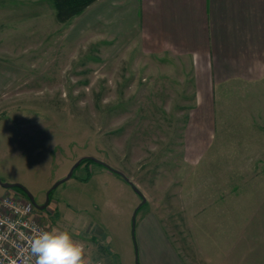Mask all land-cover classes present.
<instances>
[{
  "label": "rangeland",
  "instance_id": "1",
  "mask_svg": "<svg viewBox=\"0 0 264 264\" xmlns=\"http://www.w3.org/2000/svg\"><path fill=\"white\" fill-rule=\"evenodd\" d=\"M111 3L59 24L51 0H0V182L41 206L79 159L124 178L88 159L44 209L18 188L0 186V197L29 201L93 264H142V219L184 255L264 220V84L195 108L185 62L143 52L128 10ZM130 183L145 199L134 226L142 199Z\"/></svg>",
  "mask_w": 264,
  "mask_h": 264
},
{
  "label": "crops",
  "instance_id": "2",
  "mask_svg": "<svg viewBox=\"0 0 264 264\" xmlns=\"http://www.w3.org/2000/svg\"><path fill=\"white\" fill-rule=\"evenodd\" d=\"M112 1L117 11L128 10L143 52L185 62L195 108L214 111L234 86L264 84V0ZM240 226L228 241L213 242L217 232L187 256L155 221L142 219L136 231L142 264H264V220L245 219Z\"/></svg>",
  "mask_w": 264,
  "mask_h": 264
},
{
  "label": "built area",
  "instance_id": "3",
  "mask_svg": "<svg viewBox=\"0 0 264 264\" xmlns=\"http://www.w3.org/2000/svg\"><path fill=\"white\" fill-rule=\"evenodd\" d=\"M32 212L33 205L26 199L0 197V264H25L30 240L37 231L47 230Z\"/></svg>",
  "mask_w": 264,
  "mask_h": 264
},
{
  "label": "clouds",
  "instance_id": "4",
  "mask_svg": "<svg viewBox=\"0 0 264 264\" xmlns=\"http://www.w3.org/2000/svg\"><path fill=\"white\" fill-rule=\"evenodd\" d=\"M84 264V245L67 229L39 230L29 242L25 264Z\"/></svg>",
  "mask_w": 264,
  "mask_h": 264
},
{
  "label": "trees",
  "instance_id": "5",
  "mask_svg": "<svg viewBox=\"0 0 264 264\" xmlns=\"http://www.w3.org/2000/svg\"><path fill=\"white\" fill-rule=\"evenodd\" d=\"M97 1L98 0H51L54 18L57 23L65 24L72 18L80 16L89 6ZM82 162L86 163L88 159H83ZM78 167L76 169H78ZM141 206L143 205H140L137 211L140 210Z\"/></svg>",
  "mask_w": 264,
  "mask_h": 264
},
{
  "label": "water",
  "instance_id": "6",
  "mask_svg": "<svg viewBox=\"0 0 264 264\" xmlns=\"http://www.w3.org/2000/svg\"><path fill=\"white\" fill-rule=\"evenodd\" d=\"M83 159H84V158L79 159V160H78V161L72 166V168L69 170L67 176H66L65 178H63L62 180H59L58 182H56V183L53 185V187H52V188L47 192V194H46V201H45L44 204L41 205V206H38V205L35 203L34 198H33V196L30 194V192H29L26 188H24L22 185H20V184H18V183H14V184H2V183L0 182V186L3 187L4 189H13V188H18V189H20V190H21V191L27 196L28 200H29V201H30V202H31L36 208H38V209H44V208L48 205L49 194H50V192H51L53 189H55L58 185H60L61 183H63L64 181H67L68 179H70V178L72 177L73 171L79 166V164L82 162ZM86 159L92 160L93 162H95V163H97V164H99V165H102L103 167L107 168L109 171H111V172H113V173H115V174H118V175H120V176L123 177V175H122L120 172L111 169L108 165H106L105 163H103V162H101V161H99V160H97V159H95V158L87 157ZM123 178H124V177H123ZM125 180H126L127 182H129L128 179L125 178ZM130 184L133 186V188L135 189V191L137 192V194L141 197V199H142L141 205L144 204V203H145V199L140 195V192L136 189V187H135L132 183H130ZM138 208H139V206L135 209V212H134V214H133V218H132V226H134V218H135V215H136V212H137Z\"/></svg>",
  "mask_w": 264,
  "mask_h": 264
}]
</instances>
